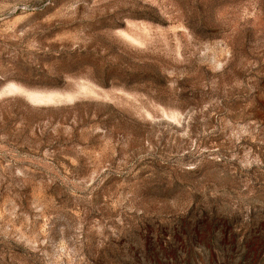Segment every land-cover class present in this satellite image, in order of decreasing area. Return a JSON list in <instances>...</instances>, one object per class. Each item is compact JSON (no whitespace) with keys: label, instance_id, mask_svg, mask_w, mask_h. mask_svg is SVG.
Wrapping results in <instances>:
<instances>
[{"label":"rangeland","instance_id":"rangeland-1","mask_svg":"<svg viewBox=\"0 0 264 264\" xmlns=\"http://www.w3.org/2000/svg\"><path fill=\"white\" fill-rule=\"evenodd\" d=\"M0 264H264V0H0Z\"/></svg>","mask_w":264,"mask_h":264}]
</instances>
